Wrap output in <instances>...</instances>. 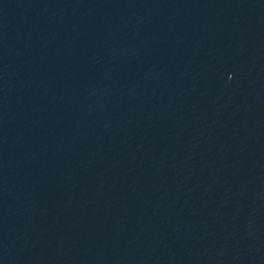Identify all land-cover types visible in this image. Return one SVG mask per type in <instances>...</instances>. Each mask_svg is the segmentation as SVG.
<instances>
[{"label": "water", "instance_id": "obj_1", "mask_svg": "<svg viewBox=\"0 0 264 264\" xmlns=\"http://www.w3.org/2000/svg\"><path fill=\"white\" fill-rule=\"evenodd\" d=\"M0 264H264V0H0Z\"/></svg>", "mask_w": 264, "mask_h": 264}]
</instances>
